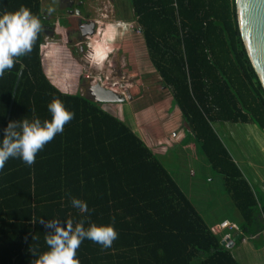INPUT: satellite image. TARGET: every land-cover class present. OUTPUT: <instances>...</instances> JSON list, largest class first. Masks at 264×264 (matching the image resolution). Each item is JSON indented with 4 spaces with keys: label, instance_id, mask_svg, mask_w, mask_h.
Here are the masks:
<instances>
[{
    "label": "trees",
    "instance_id": "trees-1",
    "mask_svg": "<svg viewBox=\"0 0 264 264\" xmlns=\"http://www.w3.org/2000/svg\"><path fill=\"white\" fill-rule=\"evenodd\" d=\"M22 6L39 18L41 30L32 51L0 77V140L10 121L51 120L54 98L74 118L33 165L10 158L0 170V264H32L48 250L49 230L40 222L52 220L112 225L118 232L109 248L84 240L80 264H240L125 122L80 91L63 92L50 82L40 0H0V16ZM130 7L172 105L239 212L238 245L264 231V196L253 192L214 123L251 122L264 130V89L239 34L235 0H130ZM72 198L86 202L88 212L73 207Z\"/></svg>",
    "mask_w": 264,
    "mask_h": 264
},
{
    "label": "rangeland",
    "instance_id": "rangeland-1",
    "mask_svg": "<svg viewBox=\"0 0 264 264\" xmlns=\"http://www.w3.org/2000/svg\"><path fill=\"white\" fill-rule=\"evenodd\" d=\"M43 2L51 10L50 13L44 14L45 11L43 9L45 6H41L43 14L47 15L49 22L57 23L62 16H65L66 12H64L63 7L62 9H57L58 4L55 3V0H43ZM52 7H55L56 11L52 10ZM76 8V10H80V4ZM82 12L88 14V19H90L88 21L93 23L94 28L93 33L83 36L85 37L82 40H85V46L82 48L84 51H80L81 47L80 49L78 47L73 48L66 43L65 33L67 31L64 33L65 28L63 26H60L62 31L60 36L43 37L42 58L47 78L58 89L68 93L77 92L81 84L87 88L89 82L85 77H89L90 82L92 78L99 80L108 88H112L117 93H122L127 100L126 102L132 98L140 99L139 102L141 103L152 102L153 104L149 108L151 113L145 118L153 119L156 117V123H158L157 118L160 121L163 120L161 113L163 109L169 108V102H172L171 94L168 89L163 88L160 77L148 58V52H145L146 48L143 49L137 45L138 42H141L139 39H141V36L143 37V34L140 24L132 16L130 0H83ZM127 16L131 17L130 19L128 18L129 22H126L127 24L121 27V31L118 34L115 31L117 38L115 42H112L114 50L108 60L103 66H93L88 62L89 57L86 56L88 51L90 52V48L87 45L89 43L94 44V42L99 44L103 37L113 33V28L110 26L114 25L117 28L115 25L119 23L118 19H124ZM69 21L74 22V17L64 20L65 23ZM44 34L46 35V33ZM84 52L86 53L85 56L83 55ZM144 53L146 56H144ZM86 61L87 63H85ZM128 63L130 64L128 65ZM128 95L131 96L130 99H128ZM103 106L104 109L109 111L110 105L104 104ZM129 106L131 107L130 104ZM119 108L120 115L129 113L127 105H119ZM143 116L144 114L140 115L141 118ZM124 119L126 118L124 117ZM182 120V118H179V123L183 122L182 125L185 127V123ZM130 125L133 126L134 123L131 122ZM136 127L140 129V123ZM186 133L188 132L186 131ZM194 140L195 138L188 134L181 145L175 146L163 155L157 154V156L174 177L176 172L188 177L190 169H193L196 175L191 177L196 180L203 179L206 181L202 182V184H205L206 188H212L215 201L221 198L219 200L221 202L220 206L228 207L227 202L228 204L230 203L229 196L225 194L224 185L223 188L219 186V182L221 181L222 183L223 178L211 168L209 161L196 140L195 142ZM149 146L153 147V144L149 142ZM211 178L213 182H210ZM215 205L216 202H213V206ZM217 205H219L218 202ZM230 209L232 210L233 208L231 207Z\"/></svg>",
    "mask_w": 264,
    "mask_h": 264
},
{
    "label": "crops",
    "instance_id": "crops-1",
    "mask_svg": "<svg viewBox=\"0 0 264 264\" xmlns=\"http://www.w3.org/2000/svg\"><path fill=\"white\" fill-rule=\"evenodd\" d=\"M40 2L41 6H45L43 9V11H45L44 14L50 13V8L44 4L43 0H40ZM55 3L58 4V0H55ZM51 9L56 11L55 7H52ZM57 9H62V7L57 5ZM44 16L45 19L48 18L47 15ZM118 21L129 22L128 18L118 19ZM115 26H117V24ZM110 27L112 28V26ZM45 36L46 35L44 34V37ZM108 36L111 38L110 41L104 40L106 39L105 37L101 42H99V44H96V42H94V44L90 43L88 62L90 61L93 66H103L108 60L110 54L113 52L114 45L112 42L116 41V32L110 33ZM140 38L141 39L139 40H141V42H138L137 45L143 49L146 48L145 52H147L145 38L144 36H141ZM108 43L109 45H107ZM93 45H98L99 49L96 50V52L92 49ZM104 50L109 53L108 56L105 55ZM144 56H146L145 53ZM130 63H128V65ZM126 101L127 100L116 103H103L101 106L104 109V104L110 105L108 108L109 111L105 109L107 112L125 122L130 130L139 136V138H141L147 146H149V142L152 143L155 148L149 146V149L154 154L163 155L167 153L175 146L181 145L187 138L188 134L191 135L190 133H186L188 130L186 126L184 127V125H182L183 122L179 123V118H182L181 112L177 106L172 105L171 101L168 105L169 108L163 109L161 113L163 120L160 121L157 118L158 123H156V117L153 119L145 118L151 113L149 108L151 107L150 105L153 104L152 102L146 101L141 103L139 102L140 99L138 100L136 98H132L128 100V102ZM123 104L128 107L129 113L127 115L122 113V115H120L119 105ZM141 114H144L143 118H141L142 116L140 117ZM131 122L134 123L133 126L130 125ZM138 123H140V129L139 127H136ZM214 128L230 157L248 181L253 192L258 196H264V130H260L256 125H254V123L240 121L216 122L214 123ZM173 131L177 133L176 138L171 136V132ZM195 175L196 172H194L193 169H190L188 177L186 175H181L178 172H176L175 177H173L186 197L190 200L191 204H193L197 211L201 214L210 231L219 236L221 238V242L224 241L223 246L230 249L231 255L240 264H264V231L253 237H244L238 245H234L232 242L233 238L236 235L242 234L239 232L242 221L231 196L226 192L224 186L225 194L229 196L230 203L228 204L227 202L228 207H221V202H219L221 198H218L217 201H215L212 188H206L205 184H202V182H206L203 179L196 180L191 177ZM210 182H213L212 178L210 179ZM219 183L220 188H223L224 180L222 183L221 181ZM213 202H216L215 206H213ZM217 202L219 205H217ZM231 207L233 208L232 210L230 209ZM228 226H232L234 229H229ZM227 235L229 237L228 240L225 239Z\"/></svg>",
    "mask_w": 264,
    "mask_h": 264
},
{
    "label": "clouds",
    "instance_id": "clouds-1",
    "mask_svg": "<svg viewBox=\"0 0 264 264\" xmlns=\"http://www.w3.org/2000/svg\"><path fill=\"white\" fill-rule=\"evenodd\" d=\"M40 30L39 18L27 7L22 6L15 12H6L0 16V77L6 70L14 67L18 57L28 55L32 51ZM87 56L89 57V51ZM94 83L114 91L103 82L92 78L91 84ZM48 111L51 113V120H45L43 123L39 118L31 121L23 118L20 121L9 122L4 129L3 139L0 140V170H3L10 158H19L26 165H33L37 154L57 134L62 133L65 125L74 118V113L70 112L59 98H54L49 103ZM71 203L81 213L88 212L86 202L72 198ZM40 223L49 230L45 236L48 250L32 264H80L77 250L84 240H91L104 248H109L118 238V232L112 225L91 223L85 228L84 220L75 226L71 220L66 222V226L58 220Z\"/></svg>",
    "mask_w": 264,
    "mask_h": 264
},
{
    "label": "water",
    "instance_id": "water-1",
    "mask_svg": "<svg viewBox=\"0 0 264 264\" xmlns=\"http://www.w3.org/2000/svg\"><path fill=\"white\" fill-rule=\"evenodd\" d=\"M237 23L242 43L247 52L250 63L264 89V0H235ZM44 27V26H43ZM93 33V23L90 22V30L82 32V35ZM22 71L20 70L14 89L20 80ZM83 89V95L89 101L95 103H116L123 102L126 98L110 89H106L98 83L90 84ZM131 98L130 95L127 96ZM236 235L233 244L239 239ZM224 245V241L221 242Z\"/></svg>",
    "mask_w": 264,
    "mask_h": 264
},
{
    "label": "flooded vegetation",
    "instance_id": "flooded-vegetation-1",
    "mask_svg": "<svg viewBox=\"0 0 264 264\" xmlns=\"http://www.w3.org/2000/svg\"><path fill=\"white\" fill-rule=\"evenodd\" d=\"M80 4V10H76V6ZM58 5L60 7H64L63 10L64 12H66L64 15V17L62 16L59 19V22H57V24H53V22L51 23H46L44 24L43 27V32L46 33V36H60L62 34L61 28L60 26H63L65 28L64 33L67 31V33H65V38H66V43H68L70 46L74 47H78L80 49V51H84V49L82 50V48H84L85 46V40L82 41L85 37V35H82V32L85 31H89L90 30V22L88 21L90 19H88V14L86 12H84L83 14L82 9H83V0H58ZM63 12V13H64ZM68 17H74L75 21H69V22H64V20L68 19ZM62 18H63V22H62ZM46 20L49 22V19L46 18ZM61 20V21H60ZM92 23V22H91ZM67 26H66V25ZM73 24V25H72ZM62 27V28H63ZM94 30V28H93ZM88 47L90 48V43L88 45ZM85 52H84V56H85ZM87 56V54H86ZM87 63V61L85 62ZM89 84H91L89 77H85ZM82 87H84L83 84H81L79 86V90L81 92V94L83 95V89ZM85 88V87H84ZM86 89V88H85Z\"/></svg>",
    "mask_w": 264,
    "mask_h": 264
},
{
    "label": "bare ground",
    "instance_id": "bare-ground-1",
    "mask_svg": "<svg viewBox=\"0 0 264 264\" xmlns=\"http://www.w3.org/2000/svg\"><path fill=\"white\" fill-rule=\"evenodd\" d=\"M118 22H119V23H117L118 30H117V28H115L114 26H112L113 32L117 31V33H119L121 31V27H124V25L127 24L126 22H120V21H118ZM107 35H109V34H107ZM105 37H106V39H104ZM105 37H103L104 40H109V41L111 40V38H109V36H105ZM107 45H109V43ZM92 49L96 52V50L99 49L98 48V45H96V46L93 45L92 46ZM104 52H105V55H107V56L109 55V53L106 50H104Z\"/></svg>",
    "mask_w": 264,
    "mask_h": 264
},
{
    "label": "built area",
    "instance_id": "built-area-1",
    "mask_svg": "<svg viewBox=\"0 0 264 264\" xmlns=\"http://www.w3.org/2000/svg\"><path fill=\"white\" fill-rule=\"evenodd\" d=\"M171 136L176 138V137H177V133L173 131V132H171ZM222 227H225V226H222ZM228 228H229V229H234V227H232V226H228ZM228 238H229V237H228V235H227V237H225V239L228 240Z\"/></svg>",
    "mask_w": 264,
    "mask_h": 264
}]
</instances>
